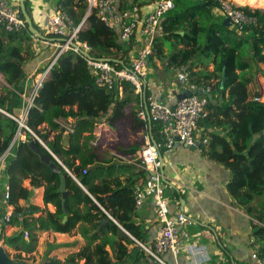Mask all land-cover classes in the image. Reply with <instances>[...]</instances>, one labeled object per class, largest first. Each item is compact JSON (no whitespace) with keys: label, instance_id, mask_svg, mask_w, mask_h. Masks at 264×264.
<instances>
[{"label":"trees","instance_id":"16d2710c","mask_svg":"<svg viewBox=\"0 0 264 264\" xmlns=\"http://www.w3.org/2000/svg\"><path fill=\"white\" fill-rule=\"evenodd\" d=\"M119 2L121 11L136 7L135 2ZM55 7L65 11L74 24H79L86 14L87 3L86 0H56ZM219 7V0H174V8L161 21L162 33L152 39L148 64L160 60L172 68L184 66L189 72V82L198 87L197 94L206 98V116L196 128L197 132L198 127H203L198 138L200 153L229 171L226 190L239 208L258 221L254 225V248L264 256V100H260L261 91L254 90L251 97L248 91V86L256 84L258 76L264 73V9L238 6L246 14L255 16L256 22L237 31L222 24L224 15L215 12ZM26 9L31 12L27 5ZM181 30L183 35L177 32ZM78 36L90 46L91 56L109 58L117 68L131 66L135 36L127 42L121 40L119 29L106 26L94 9L86 16ZM38 38L27 28L6 31L0 24V74L6 84L0 83V154L19 129L18 122L7 114L14 115V109L23 105L22 95L31 85V80L26 82L28 70L41 54V49L35 48L40 43ZM167 42L171 44L169 52L164 49ZM210 64H213L212 70L208 68ZM222 70L226 75L223 87L220 86ZM95 78L85 59L71 50L62 53L50 69L24 123L45 141L81 185L50 154L59 172H52L48 164L41 162L29 146L31 134L21 128L25 138L16 139L11 146L0 177V240L17 251L32 253L41 233L49 230L70 233L81 222L84 225L80 232L85 240L82 248L63 261L49 257L43 264H78L80 258L84 264H151L138 244L135 247L138 251L128 249L127 245L135 242L121 230L144 245L154 241L153 237L152 243L146 244L148 229L137 221L134 209L135 187L145 180L146 171L111 153L113 149L137 161V152L148 131L137 115L142 99L128 81L98 86ZM207 86L210 96L200 89ZM118 119L127 123L130 133L144 135L126 144L109 143L108 130L104 128ZM44 123L47 128L42 127ZM60 123L73 125V132L65 133ZM209 126L213 129L209 130ZM160 127V123L151 122V133L157 137ZM51 133L53 138L49 139ZM253 134L257 136L251 141ZM64 135H67L66 145L62 143ZM36 143L42 152L48 153ZM60 175L65 177L67 191L65 211ZM24 180H28L27 186ZM4 183L9 188L8 201L14 206L8 224L20 228L19 235L17 230L5 234L6 227L1 224ZM42 186V201L54 205L53 212L35 201ZM21 200L24 204H19ZM24 231L28 232L27 239ZM13 258L23 259L20 253Z\"/></svg>","mask_w":264,"mask_h":264},{"label":"built area","instance_id":"2783aa9c","mask_svg":"<svg viewBox=\"0 0 264 264\" xmlns=\"http://www.w3.org/2000/svg\"><path fill=\"white\" fill-rule=\"evenodd\" d=\"M219 2L220 12L224 17L229 18L231 26L237 31H242L256 22L255 16L246 14L239 9L238 6L240 4L231 0H219ZM86 3V14L79 24H74L70 16L62 9L55 7V5L50 4L48 7L44 5L45 3L33 5L32 15L38 19L39 25L45 31V38H38L37 40L42 44L41 46H52L53 53L49 62L40 72L31 73L26 78V82L31 80V85L29 90L22 95V113L19 116L6 113L18 122L19 129L8 148L0 154V177L5 159L11 153V146L16 139H23L20 136L23 134L22 132H25L24 130H27L31 134L32 139L39 142L53 158L63 165L56 154L49 149L45 141L28 128L24 121L28 110L34 106V98L37 96L43 81L49 75L50 69L56 64L58 57L68 50L78 53L85 59L87 66L96 74L95 83L98 86H111L119 81H128L134 86L135 93H138L142 99V107L138 109L137 115L145 122L148 131L151 122L161 124L159 129L161 138L159 140L155 141L151 138V134L147 133L148 131L146 132L144 143L137 152L136 162L124 155H115L123 160L135 163L146 171L145 180L135 187L134 209L138 210L146 199H150L155 208L157 228L151 245H144L138 240L136 242L143 248L151 264H168L164 260V254L170 251L174 256L177 255L181 248L178 236L179 227L182 224L190 225L191 221L181 211L170 213V201L165 193V178L162 173V149L164 148V151L168 153L176 142L186 146H192L195 142H199L196 136V128L198 122L206 116L205 107L207 100L197 94L198 87L189 82V72L184 66L171 67V69L176 72V81L181 93L190 90V95L177 99L172 94H165L163 100L153 97L147 99L145 97L144 85L148 72V58L151 55L152 39L162 33L161 21L164 15L174 8V0H156L153 9L142 14L135 12V7L131 12L121 11L118 6V0H86ZM40 6H43L42 10L37 11ZM93 9L106 26L119 29L121 40L127 42L135 36V57L131 66L117 68L110 61L102 60L89 54L90 46L79 39L78 33L85 25L86 16ZM0 24L6 31H19L27 28L18 4L10 0H0ZM138 31L139 35L137 36ZM81 51H86L89 57L83 56ZM118 88L121 91V87L118 86ZM200 89L209 92L210 88L207 86L205 89ZM172 106L174 107L173 110L171 109ZM60 126L65 129V133L73 132V125L71 124L60 123ZM21 128H24V130L21 131ZM92 143L96 144L95 141H92ZM196 148L201 152L199 146ZM63 167L65 166L63 165ZM65 170L79 183L69 169L65 167ZM8 198L9 188L4 183L1 197L4 215L1 224L6 228L9 226L10 216L13 214V205L9 203ZM124 231L130 235L126 230ZM23 236L28 238V232L24 231ZM251 259L254 264H264V256L260 255L255 248L251 253Z\"/></svg>","mask_w":264,"mask_h":264},{"label":"crops","instance_id":"0c3cea01","mask_svg":"<svg viewBox=\"0 0 264 264\" xmlns=\"http://www.w3.org/2000/svg\"><path fill=\"white\" fill-rule=\"evenodd\" d=\"M49 1L52 0H29L26 5L31 9V17L33 16V5L42 3L55 5ZM155 1L128 0V4L135 2V12L142 14L151 11ZM231 1L235 2V0ZM239 1L236 3L248 5L243 0ZM118 6H120L119 0ZM132 10L128 11L131 12ZM215 12L221 14L219 9H216ZM39 44H35V48L38 51L41 49L40 57L28 70V76L36 72L39 67L47 64L53 53L52 47L45 48V46H41L42 44L38 46ZM167 45L168 48L166 45L164 46L165 52L170 51L171 44L167 42ZM133 51L135 52V49ZM208 68L212 70L213 64H210ZM260 76L262 80H257L262 85H257L256 88L262 92L261 100H264V73ZM144 89L147 90V99L153 97L163 100L165 94H172L174 98L181 94L176 81V72L160 60L148 64ZM248 91L251 97L254 91L251 84L248 86ZM100 126L104 128L102 123ZM42 127L47 128V124L44 123ZM104 129L108 130L109 135L114 134L111 128L105 127ZM208 129L212 130L213 127L209 126ZM202 132L203 127H198L197 139L202 135ZM139 133L142 132L136 134ZM147 133L151 134V138L155 141L161 138L159 130L157 137L151 133V126ZM52 138L53 133L49 136V139ZM109 141H112V138H109ZM111 153L118 154L113 149H111ZM162 173L165 180L169 182L168 185L166 184L167 186L165 185V193L170 201V213L181 211L191 221L190 225L182 224L179 227L178 236L181 248L177 255L174 256L170 251L164 254V260L168 264H254L251 253L256 244L254 225L258 221L239 208L227 192L225 184L230 177L228 170L202 155L197 148L179 143L174 145L170 152L162 153ZM28 183V180L23 182L26 186ZM42 191L43 186L34 197L36 203L49 211H55L54 205L43 203ZM35 193L33 191L32 194ZM19 204H24V201H19ZM136 217L137 221L148 229L146 244L152 243L153 232L157 228L153 202L145 200L142 207L137 210ZM83 225L84 223H78L70 233L52 230L41 233L38 235L37 245L32 253H24L5 246L11 249L14 255L20 253L23 257L22 260L30 264H43L49 257H56L63 261L69 254L78 252L84 245L85 240L80 232ZM19 229L15 226H8L5 229V234L14 230L18 232ZM121 230L129 236L123 228ZM113 237L117 238L116 236ZM129 237L135 243L128 244L127 247L135 252L138 243L132 236ZM81 260L84 259L80 258L78 264H82Z\"/></svg>","mask_w":264,"mask_h":264},{"label":"water","instance_id":"95a60500","mask_svg":"<svg viewBox=\"0 0 264 264\" xmlns=\"http://www.w3.org/2000/svg\"><path fill=\"white\" fill-rule=\"evenodd\" d=\"M13 2H16L20 8V11H21V14L24 18V21L26 23V26H27V29L28 31L31 33V34H34V35H37L40 39H44L45 36L42 35V34H39L38 33V30L37 28L34 26V23H33V20H32V17H31V14L28 13L27 9H26V3L29 1V0H11ZM222 24L225 25V26H228V27H231V24H230V21H229V18L228 17H224L223 20H222ZM178 33H180L181 35H183V31H177ZM82 55L83 56H86V57H89V54L86 52V51H81ZM99 59H102V60H107V61H110L109 58H99ZM225 81H226V75H225V72L224 70H222L221 72V80H220V86L223 87L224 84H225ZM204 95H208L210 96V94H208V92L204 91L202 92ZM191 94V91L190 90H186L185 92L181 93V94H178L176 96L177 99H180L181 97H185L186 95H190ZM172 110L174 109V107L172 106L171 108ZM22 113V109L21 108H16L14 109L13 111V114L15 116H19L20 114ZM150 123V122H149ZM24 134V132H22ZM262 134H264V129L262 130ZM257 134H253L252 136V140L253 141L255 138H256ZM62 143L64 145L67 144V135H64L63 136V139H62ZM179 142H176L175 145H178ZM29 146L33 149V151L35 153H37L39 155V159L41 162L45 163V164H48V166L50 167L51 171L52 172H59V166L58 164H60L58 162V164H56L55 162L51 161L50 159V156H49V152L48 153H44L41 151L40 147L37 145L36 141L34 139H31L29 141ZM198 146V142H195L194 145L190 146L192 148H196ZM51 155V154H50ZM62 167L63 165L60 164ZM65 169V167H63ZM166 183H169L165 180ZM60 190L62 191V209L65 211V197H66V194H67V191L65 189V177L63 175H60ZM66 219V217L63 218V221ZM105 220H103L100 225H102V223L104 222ZM21 232V229L18 230L17 234L16 235H19ZM0 264H30L28 262H26L25 260H22V259H14L13 257H10V255L8 254V252L4 249L3 245L1 244L0 242Z\"/></svg>","mask_w":264,"mask_h":264},{"label":"rangeland","instance_id":"374dc122","mask_svg":"<svg viewBox=\"0 0 264 264\" xmlns=\"http://www.w3.org/2000/svg\"><path fill=\"white\" fill-rule=\"evenodd\" d=\"M55 1H56V0H52V1H49V2H50V3H55ZM237 1H238V3L240 2L239 0H235V2H237ZM243 4H244V3H243ZM44 5H45L46 7L50 6V4H48V3H45ZM249 6H250V5H249ZM251 7H254V8H255V7H257V6H251ZM42 8H43V6H40V7L37 9V11H41ZM258 8H262V7H258ZM29 9H30V8H29ZM262 9H264V8H262ZM30 11H31V9H30ZM32 18H33V22H34V24L36 25L37 29H39L40 32L44 33L45 31H44L43 27H42L41 25H39V23H38V19H36L35 16H34V17L32 16ZM223 18H224V17H223ZM38 46H40V45H38ZM166 46H167L166 48H168L167 43H166ZM2 47H4L3 44H2ZM50 47H52V46H50ZM246 47H247V46H246ZM52 48H53V47H52ZM39 50H40V49H39ZM262 67H263V69H264V64H262ZM258 80H262V78H261L260 75L258 76ZM258 80H257V83H256V84H251V88H252V90H255V88H256L257 85H262L260 82L258 83ZM0 81H1V82H0L1 85H6V84H5L4 77H3L2 74H0ZM261 87H262V86H261ZM256 89H257V88H256ZM261 90H262V89H261ZM260 100H261V98H260ZM109 128H111V130L114 131V134H110V135L107 134V139L112 138L113 143H114V142H121L122 144H126V143H130V142H134V141L138 140L140 136H143V133H139V134H136V133H130V132L128 131V125H127V123H126L125 121H121V120H119V119L116 120L115 122L109 124ZM119 134H120L121 136H119ZM20 137L24 139L25 135L21 134ZM94 141L97 142V139L94 140ZM112 141H109V143H111ZM162 151H163L164 154L166 153V152L164 151V148L162 149ZM1 244L3 245V247L5 248V250L8 252V254L10 255V257L14 256V253H13V251H12L11 249L6 248V246H5L2 242H1ZM136 251H138V250L136 249L135 252H136ZM81 263L84 264V260H81Z\"/></svg>","mask_w":264,"mask_h":264},{"label":"bare ground","instance_id":"6f19581e","mask_svg":"<svg viewBox=\"0 0 264 264\" xmlns=\"http://www.w3.org/2000/svg\"><path fill=\"white\" fill-rule=\"evenodd\" d=\"M245 4L264 8V0H243Z\"/></svg>","mask_w":264,"mask_h":264},{"label":"flooded vegetation","instance_id":"af4514ba","mask_svg":"<svg viewBox=\"0 0 264 264\" xmlns=\"http://www.w3.org/2000/svg\"><path fill=\"white\" fill-rule=\"evenodd\" d=\"M11 1V0H10ZM13 2V1H12ZM14 3H16V2H14ZM17 4V3H16Z\"/></svg>","mask_w":264,"mask_h":264},{"label":"clouds","instance_id":"9594fccd","mask_svg":"<svg viewBox=\"0 0 264 264\" xmlns=\"http://www.w3.org/2000/svg\"><path fill=\"white\" fill-rule=\"evenodd\" d=\"M20 9V8H19ZM34 23V22H33ZM130 236V235H129Z\"/></svg>","mask_w":264,"mask_h":264}]
</instances>
